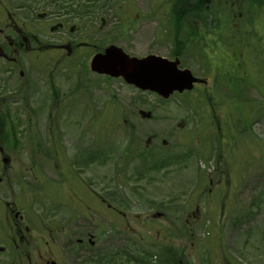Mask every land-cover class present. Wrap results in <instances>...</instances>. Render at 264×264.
<instances>
[{
    "label": "rangeland",
    "instance_id": "1",
    "mask_svg": "<svg viewBox=\"0 0 264 264\" xmlns=\"http://www.w3.org/2000/svg\"><path fill=\"white\" fill-rule=\"evenodd\" d=\"M198 1L185 23L175 0H0V29L8 13L35 46L0 62V264H18L5 203L24 216L22 264H264L262 97L231 87L264 84V0ZM209 16L230 30L222 43ZM237 35L248 49L227 47ZM70 42L89 47H55ZM111 44L180 58L207 83L163 100L92 73Z\"/></svg>",
    "mask_w": 264,
    "mask_h": 264
},
{
    "label": "water",
    "instance_id": "2",
    "mask_svg": "<svg viewBox=\"0 0 264 264\" xmlns=\"http://www.w3.org/2000/svg\"><path fill=\"white\" fill-rule=\"evenodd\" d=\"M178 65V60L169 61L153 54L141 58L129 56L120 47L109 45L91 57L89 70L110 78H121L140 91L167 99L173 93L190 91L194 83H202ZM140 115L150 117L149 112L140 111Z\"/></svg>",
    "mask_w": 264,
    "mask_h": 264
},
{
    "label": "flooded vegetation",
    "instance_id": "3",
    "mask_svg": "<svg viewBox=\"0 0 264 264\" xmlns=\"http://www.w3.org/2000/svg\"><path fill=\"white\" fill-rule=\"evenodd\" d=\"M210 0H206V2H208ZM218 1V0H217ZM221 1V0H220ZM200 4V2H199ZM5 13V12H4ZM7 18L5 22L4 21V25L3 28L0 29V35L2 38V41L0 42V62L3 61H11L14 62L15 58L12 57V55H17L19 51H21L23 49V45L25 46V50L27 49H34L35 46L28 45V39H30L31 34L26 33L20 29L18 27V25L16 24V22L14 21L13 17H11L8 13H6L5 17ZM201 29V34L205 35L206 33V29L204 26ZM24 42V44H23ZM38 44V43H37ZM36 44V47L38 50L41 49V47H38ZM60 45V44H59ZM55 45V47H62L65 48L69 53H73L76 52L78 50H80L81 48H88L89 45L87 43L84 42H79V43H75V42H70L67 43L65 45ZM43 47V46H42ZM50 48V49H57V48ZM49 49V48H48ZM203 50V53H205V50ZM175 58V57H173ZM218 58V56H217ZM180 60V58H179ZM181 64V62H180ZM9 72V71H6ZM11 94V92L9 94H4L0 88V117L1 115H3L2 117H6V114H8V110L5 109V107L8 105V99H9V95ZM2 151V148L0 147V152ZM7 161V158H4V161ZM46 164V161H45ZM49 164V163H48ZM47 166V165H46ZM61 173V171H60ZM63 178V176H62ZM87 192L91 195L90 191L87 190ZM92 196V195H91ZM94 198H96L95 196H93ZM103 201V200H100ZM103 203V202H101ZM6 206V207H5ZM5 213H4V217L6 220V223L9 225V232L8 233V242L11 243L12 248L15 247L16 249V254H17V258H18V264H22L23 262H30V252L27 251L28 245H29V241L27 239V237L25 236V234L21 231L20 228V224L23 223L22 221L24 220V216L17 210H15V208L9 204V203H5ZM90 207L88 206V209ZM107 208L109 210H112V207L107 205ZM28 228L25 227V231H27ZM78 244H82L83 240L82 239H77L76 240ZM91 244V242H90ZM26 260V261H25ZM25 264V263H24ZM36 264H47V260L43 258V255L40 254L39 258L36 262Z\"/></svg>",
    "mask_w": 264,
    "mask_h": 264
},
{
    "label": "trees",
    "instance_id": "4",
    "mask_svg": "<svg viewBox=\"0 0 264 264\" xmlns=\"http://www.w3.org/2000/svg\"><path fill=\"white\" fill-rule=\"evenodd\" d=\"M215 1V0H214ZM175 2L177 3L176 5H175V7H174V16L176 17V18H178L179 17V22H185V23H188L189 22V20H190V18L194 21V22H197V20L196 19H201L202 17H201V15L199 16H195V15H193L194 14V10H195V6H194V4L196 5V6H199L200 4H199V2L200 1H198V0H191V1H189V0H175ZM217 2H219V1H217ZM201 3V2H200ZM186 4V5H185ZM173 6H174V4H173ZM215 6H217V5H215ZM215 6H213V8L215 7ZM186 7H187V9H186ZM185 9V10H184ZM177 10V11H176ZM178 13V14H177ZM187 16V18L185 19V15ZM182 15V16H181ZM198 17V18H197ZM177 22V21H176ZM208 22L211 24V29H213V30H221L222 29V24L219 22V21H217L216 19H213V18H211L210 16L208 17ZM209 25V24H208ZM204 26V25H203ZM215 31V33H214V38L215 39H219L218 41H222V33H224L225 34V36L227 35V34H229L230 33V30H225L224 32H223V30H222V33H220L219 31ZM175 32H176V27H175ZM175 32H174V34H175ZM207 32V31H206ZM189 34H190V37H191V34H196V36H204V35H202V34H200L199 32L198 33H195V32H193V31H191L190 29H189ZM234 34V33H233ZM247 34V33H246ZM233 36V35H232ZM249 37V35L247 34V36L244 38L243 37V39L245 40V39H247ZM240 41H242L241 42V44H239L240 43ZM238 42V43H237ZM222 43V42H221ZM234 43H237V44H235V46H237L238 44V46L240 47V48H243V50H246V49H248L247 48V46L246 45H248L246 42H244L243 40H241V37H239V35H237V36H235V42H232V43H228V46L227 47H231L232 48V46L234 45ZM231 45V46H230ZM224 47V46H223ZM227 47H224V49H227L228 50V48ZM253 47V46H252ZM260 49V48H259ZM100 50V49H99ZM199 50L202 52V54H203V50H202V48H200L199 47ZM231 52V59L233 60V62H234V65H236L237 66V64H238V66H240V59H239V57L240 56H242V52L241 51H239V53H236V52H234V51H230ZM174 56H178L179 55V49H175L174 50ZM233 54V55H232ZM254 54V56L256 57V56H259L258 54H257V52H255V53H253ZM223 59V58H222ZM256 59V58H255ZM255 59L254 60H252L253 62H255ZM259 72H261L262 71V67L258 70ZM262 77V76H261ZM239 82H242V81H239ZM232 84V83H231ZM248 84H250V85H242V83H239V84H237V85H232L231 87H232V89L234 90V93L235 94H237L238 93V95L240 94V91H242V90H244L246 87L245 86H254V88H256L257 89V91H259V94H260V96L262 97V100L261 101H259V102H256V103H253L252 104V110H250V111H253V114H254V116L253 117H255V116H257V113L259 112V111H264V84H252V83H248ZM260 85V86H259ZM215 109V108H214ZM11 126V125H10ZM4 130H6V133H9V131H11V127H9L8 125L7 126H3V123H2V120H0V135H2V133H4ZM13 130V129H12ZM248 131H250V124L248 125ZM9 232V231H8ZM8 242V241H7ZM10 247H11V243H10ZM172 263L173 264H177V260H175L174 262L172 261Z\"/></svg>",
    "mask_w": 264,
    "mask_h": 264
}]
</instances>
